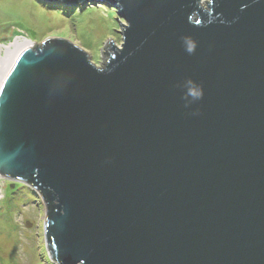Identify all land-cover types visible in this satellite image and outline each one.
<instances>
[{
    "label": "water",
    "instance_id": "water-1",
    "mask_svg": "<svg viewBox=\"0 0 264 264\" xmlns=\"http://www.w3.org/2000/svg\"><path fill=\"white\" fill-rule=\"evenodd\" d=\"M104 1L101 67L51 37L0 82V177L40 198L48 258L264 264V0Z\"/></svg>",
    "mask_w": 264,
    "mask_h": 264
},
{
    "label": "rangeland",
    "instance_id": "rangeland-1",
    "mask_svg": "<svg viewBox=\"0 0 264 264\" xmlns=\"http://www.w3.org/2000/svg\"><path fill=\"white\" fill-rule=\"evenodd\" d=\"M104 0L77 8L39 0H0V40L14 32L30 43L51 37L64 38L101 67L114 41L120 45L117 11ZM108 48V49H107ZM1 188V187H0ZM0 195V264H54L47 256L43 236L44 208L27 186L4 181Z\"/></svg>",
    "mask_w": 264,
    "mask_h": 264
},
{
    "label": "bare ground",
    "instance_id": "bare-ground-1",
    "mask_svg": "<svg viewBox=\"0 0 264 264\" xmlns=\"http://www.w3.org/2000/svg\"><path fill=\"white\" fill-rule=\"evenodd\" d=\"M28 44H30V40L20 32H14L10 37H5L0 40V82L8 69L14 52L17 48ZM4 181L7 180L0 177V195L3 194Z\"/></svg>",
    "mask_w": 264,
    "mask_h": 264
}]
</instances>
